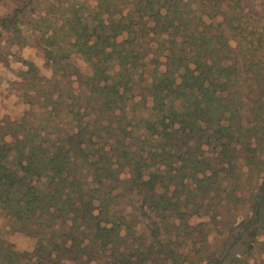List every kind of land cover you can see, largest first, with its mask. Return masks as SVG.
I'll return each mask as SVG.
<instances>
[{
	"label": "trees",
	"instance_id": "1",
	"mask_svg": "<svg viewBox=\"0 0 264 264\" xmlns=\"http://www.w3.org/2000/svg\"><path fill=\"white\" fill-rule=\"evenodd\" d=\"M245 1L97 0L90 23L65 24L67 46L46 43L54 84L27 80L21 95L29 108L17 120L0 119V215L11 231L34 240L30 252H17L0 238V264H91L102 257L144 264L154 252L169 264L172 250L158 238L143 250H120L129 225L111 202L122 191L142 194L160 218L172 186L185 190L186 210L172 206L175 215L198 214L211 192L228 194L238 153L260 175L241 224L250 239L264 235V29L253 32ZM10 20L1 17L0 28ZM69 51L91 66L85 103L71 87L81 74ZM23 62L24 75L35 77V66ZM128 102L148 108L131 116L143 133L134 149L109 137L127 118ZM59 109L76 122L70 136L27 121ZM101 128L112 131L93 133ZM208 146L213 153H205Z\"/></svg>",
	"mask_w": 264,
	"mask_h": 264
},
{
	"label": "rangeland",
	"instance_id": "2",
	"mask_svg": "<svg viewBox=\"0 0 264 264\" xmlns=\"http://www.w3.org/2000/svg\"><path fill=\"white\" fill-rule=\"evenodd\" d=\"M245 2L248 6L245 11L248 13L249 24L251 27L255 25L253 32H259L260 28L264 29V0H246ZM96 3L97 0H0V18H11L6 27L0 28V119L17 120L29 108L21 95L26 84L33 82L39 85L41 79H47L50 83H46L48 86L54 84L51 69L45 63L43 55L46 43L54 42L50 47L54 50L60 48L59 46H67L68 34L65 32V24L67 25L68 22L76 24L78 21L90 23ZM253 34L255 37L256 34ZM47 36H50L51 40L45 39ZM231 45H234L233 41ZM24 60L35 66V77L29 74L24 75L23 72L27 69ZM68 61L81 74L80 79L71 77V87L74 93L78 92L80 102L85 103L83 99L86 96L87 87L84 80L90 75L91 66L73 51H69ZM114 70H116L115 65L109 71ZM39 77L41 79L38 80ZM58 85L61 86L60 83ZM65 90L66 86H63L62 92ZM127 105L126 116L130 117L129 120L122 119L119 126L114 127L113 133H111L112 130L104 128L93 133L104 137L111 133L109 137L122 138L125 142L130 141L131 146L128 148L134 149L137 144L142 146L136 140H140L142 136L139 135L143 133L137 118L135 120L131 116H136L138 113L144 115L148 112V108L131 102ZM149 105L150 102L147 100L146 106ZM36 120H42L48 131L56 126V132L63 137L66 134L70 136L75 131V120L61 109L52 110L50 114L36 112L30 115L27 121L34 126ZM88 129L91 130L90 127ZM4 138L6 141L10 140L8 135ZM145 143H150L149 138L146 137ZM111 145L113 148H120L115 142ZM261 145L260 143L257 148H261ZM204 148L206 154L213 153L211 146ZM262 152L264 154V151ZM240 156V153L236 154V163L232 171L234 176L237 174V178L226 187L230 192L228 191L225 197L222 193L217 196L211 192L202 206L198 207L200 209L198 214L175 215L172 206H177L179 211L186 210L183 188L178 187L174 191L172 186L169 188L167 194L172 192L173 200L170 199V204L165 206L167 216L161 213L160 218L157 217V214L160 215L157 210L152 211L146 206V201L141 200L142 194L130 196L127 191H122L111 202L115 211L118 212L117 215L120 212L125 214L124 222L129 225L125 240L122 244L120 243V250H123L125 254L130 253L131 248H135L137 244H139L137 248L143 250L151 238H158L172 250L171 258L166 261L169 264H264V235L250 239L251 237L247 236L241 224L243 218L249 214V200L254 186L260 182V175L256 174L253 166L248 171V166L243 163ZM12 157L13 151L9 153L7 159L10 160ZM262 160L264 159L261 157L259 161ZM176 164L172 162L171 166ZM177 194H179L178 199ZM124 222L122 224H125ZM123 232L122 230L121 233ZM0 238L17 252H30L34 244L30 235L22 231H11L5 217L1 215ZM247 244H251L249 248ZM113 262L111 258L108 260V257H102L91 264H112ZM23 263L25 261H22ZM144 264L164 263L160 259V252H154Z\"/></svg>",
	"mask_w": 264,
	"mask_h": 264
}]
</instances>
